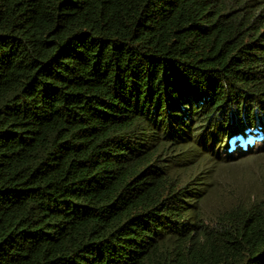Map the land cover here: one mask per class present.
<instances>
[{
  "label": "trees",
  "instance_id": "1",
  "mask_svg": "<svg viewBox=\"0 0 264 264\" xmlns=\"http://www.w3.org/2000/svg\"><path fill=\"white\" fill-rule=\"evenodd\" d=\"M263 141L264 0H0V264H264Z\"/></svg>",
  "mask_w": 264,
  "mask_h": 264
},
{
  "label": "rangeland",
  "instance_id": "2",
  "mask_svg": "<svg viewBox=\"0 0 264 264\" xmlns=\"http://www.w3.org/2000/svg\"><path fill=\"white\" fill-rule=\"evenodd\" d=\"M262 148L233 162L221 163L216 174L218 188L208 201L210 209H228L237 199H247L250 193L264 188V153H260L264 152V144Z\"/></svg>",
  "mask_w": 264,
  "mask_h": 264
},
{
  "label": "clouds",
  "instance_id": "3",
  "mask_svg": "<svg viewBox=\"0 0 264 264\" xmlns=\"http://www.w3.org/2000/svg\"><path fill=\"white\" fill-rule=\"evenodd\" d=\"M257 140V138H254V141H256ZM262 142H259L258 144H261Z\"/></svg>",
  "mask_w": 264,
  "mask_h": 264
}]
</instances>
